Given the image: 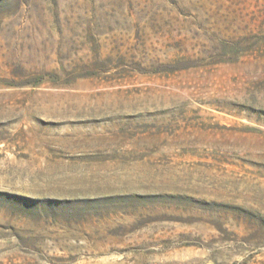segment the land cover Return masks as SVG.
Wrapping results in <instances>:
<instances>
[{
  "label": "rangeland",
  "instance_id": "1",
  "mask_svg": "<svg viewBox=\"0 0 264 264\" xmlns=\"http://www.w3.org/2000/svg\"><path fill=\"white\" fill-rule=\"evenodd\" d=\"M0 264H264V0H0Z\"/></svg>",
  "mask_w": 264,
  "mask_h": 264
}]
</instances>
